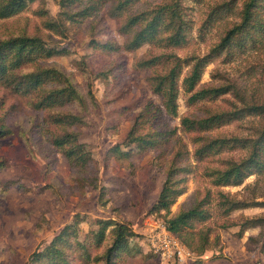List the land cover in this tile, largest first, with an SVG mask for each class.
I'll return each instance as SVG.
<instances>
[{
    "label": "trees",
    "instance_id": "trees-1",
    "mask_svg": "<svg viewBox=\"0 0 264 264\" xmlns=\"http://www.w3.org/2000/svg\"><path fill=\"white\" fill-rule=\"evenodd\" d=\"M80 1L61 0L65 10L59 15L61 20L56 21L40 6L41 0H0V20L12 19L30 6L39 4L35 14L41 21V28L57 35H66V24L78 27L85 19L93 17L95 22L89 28L94 36L92 47L104 54L132 53L145 45L151 46L152 51L137 66L147 71L148 84L153 94L161 99L162 106L146 101L125 140L106 153L105 164L108 165L111 159L130 160L147 151L157 153L155 165L165 167L167 178L149 213L163 217L173 235L189 250L202 255L209 248L210 236L215 232L209 223L213 219L212 208L217 207L220 219L226 222L233 212L253 207L252 204L234 200L222 191L214 195L209 190L204 198H196L190 208L170 216L172 207L187 192L188 177L197 169L192 162L217 163L215 167L207 166L204 175L212 185L220 188L239 187L253 175H264V129L254 139L215 134L219 128L235 120L250 116L264 118V105L246 106L227 113L213 112L206 106L202 109L204 104L235 93L236 87L224 82L218 85L201 83L211 60L219 58L234 45L243 52L262 51L264 0H231L242 3L240 21L203 58H181L168 51L185 48L191 40L193 28L181 1L138 12H133V9L143 0H91L85 6L75 8ZM232 7L233 3L225 4L228 10ZM219 14L220 10L210 13L200 28L202 37L204 30L208 31L220 19ZM106 18L117 22V32L124 39L122 45L111 38L97 40L101 31L108 30ZM37 27L32 34L28 31L6 36L0 33V84L11 94L28 101L29 108L40 115L39 119L32 118L28 130L21 132L29 147L33 145L32 136L40 135L51 149L67 160L76 186L86 188L90 185L97 189L100 164L89 145L81 142L87 126L84 114L95 103V97L90 89L87 91L81 87L73 73L49 63L52 58L71 55V52L48 45L40 26ZM192 62L191 70L184 75L185 68ZM77 67L88 80L86 62L80 61ZM109 72H101L106 81L109 80ZM182 95L188 108L204 111L202 117L179 116ZM177 118L180 119V127L173 128L170 120ZM12 134L7 121L1 118L0 139ZM237 149H246L249 154L239 161L223 158L227 152ZM5 168V164L0 162V173ZM13 188L28 191L19 181H0V193L7 194ZM253 205L263 207L264 202H254ZM75 220L49 243L39 246L26 264H121L124 254L136 256L139 253L130 245L136 234L129 223L92 219L79 214ZM82 222H90L88 232H83ZM225 222L221 227L230 228ZM255 228L262 230L260 251L264 255V218L245 220L240 234ZM215 239L218 240L219 236Z\"/></svg>",
    "mask_w": 264,
    "mask_h": 264
},
{
    "label": "rangeland",
    "instance_id": "rangeland-1",
    "mask_svg": "<svg viewBox=\"0 0 264 264\" xmlns=\"http://www.w3.org/2000/svg\"><path fill=\"white\" fill-rule=\"evenodd\" d=\"M90 1L81 0L75 8L83 7ZM176 1H181L193 28L190 43L185 48L168 50L181 58H203L208 55L226 32L240 21L242 3L231 0H143L134 7L133 12L152 9L157 5H171ZM231 3L233 7L226 9L225 4ZM38 5L30 6L12 19L0 20L1 35L24 31L32 34L37 26L41 28V21L35 14ZM40 6L56 21L61 20L59 15L65 10L61 0H41ZM213 10H220L217 15L220 19L208 31L204 30L202 37L200 28ZM93 22L95 20L92 17L85 19L78 27L68 23L66 35H57L43 28L41 34L48 45L66 48L71 52V55L54 57L49 63L73 73L81 87L87 91L90 89L95 97V103L84 114L87 126L81 142L89 145L100 164L97 189L90 185L86 188L76 186L67 160L51 149L40 135L32 136L33 145L29 147L21 132L28 130L32 118L39 119L40 115L29 108L28 101L11 94L0 84V120L5 119L13 130L12 135L0 139V162L6 167L0 173V181H19L28 189L20 191L13 188L7 194L0 193V264H26L39 246L49 243L66 225L76 221L77 214L130 224L136 234L130 245L138 249L139 253L136 256L124 254L121 264H264V255L260 251L262 230L248 229L240 234L245 220L264 218V206L253 205L254 202H264V175H253L239 187H215L205 177L204 171L207 166L215 167L218 164L209 162H192L197 169L188 177L187 192L172 207L170 216L181 209L190 208L196 198H204L209 190L214 195L222 191L234 200L251 203L253 207L233 212L226 222L220 219L217 207L212 208L213 219L209 223L215 232L210 236L209 248L202 255L189 250L176 236L190 253L182 262L162 260L151 251L146 240L148 231L158 222H165L163 217L149 213L167 178L165 167L158 168L155 165L157 153L152 151L136 155L130 160L111 159L108 165L105 164V156L110 148L125 140L146 101L162 106L161 99L151 91L147 71L137 66L152 49L145 45L132 53L121 51L113 55L94 50V44L91 43L94 36L89 29ZM106 23L108 30L101 31L97 40L111 38L122 45L124 39L117 32V22L106 18ZM261 45L262 51L247 52L234 45L219 58L211 60L201 85L224 82L235 85L236 92L204 104L202 109L206 106L213 112L227 113L246 106L264 105V44ZM80 61L86 62L88 80L77 67ZM193 64L185 68L184 75L188 74ZM103 71H110L108 81L101 75ZM179 105L180 117H202L204 114L199 108H188L184 95ZM170 125L173 128L180 127V119L170 120ZM263 129L264 118L250 116L227 123L215 134L254 139ZM189 148L191 150V146ZM248 154L246 149H237L227 152L223 158L239 161ZM224 222L231 227H221ZM80 226L83 232L91 229L90 222H82ZM216 236H219L218 240Z\"/></svg>",
    "mask_w": 264,
    "mask_h": 264
},
{
    "label": "built area",
    "instance_id": "built-area-1",
    "mask_svg": "<svg viewBox=\"0 0 264 264\" xmlns=\"http://www.w3.org/2000/svg\"><path fill=\"white\" fill-rule=\"evenodd\" d=\"M157 224L148 231L149 234L146 236L151 251L162 260L182 262L190 253L187 252L175 235L168 230L164 221Z\"/></svg>",
    "mask_w": 264,
    "mask_h": 264
}]
</instances>
